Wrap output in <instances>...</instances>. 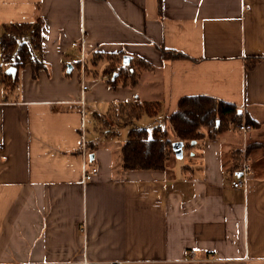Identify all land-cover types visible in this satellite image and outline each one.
Here are the masks:
<instances>
[{"label": "crops", "instance_id": "crops-1", "mask_svg": "<svg viewBox=\"0 0 264 264\" xmlns=\"http://www.w3.org/2000/svg\"><path fill=\"white\" fill-rule=\"evenodd\" d=\"M22 23L41 25V66L0 81V264H264V0H0V44ZM119 53L149 66L135 87L107 82L105 56ZM7 69L0 53V80ZM196 96L234 105L252 131L184 148L161 171H123L131 127L175 140L167 118ZM136 102L161 104L149 130L142 115L104 131ZM244 147L250 174L234 189ZM86 165L98 167L88 182Z\"/></svg>", "mask_w": 264, "mask_h": 264}, {"label": "trees", "instance_id": "trees-1", "mask_svg": "<svg viewBox=\"0 0 264 264\" xmlns=\"http://www.w3.org/2000/svg\"><path fill=\"white\" fill-rule=\"evenodd\" d=\"M41 49V25L39 23L12 24L5 28L1 37V62L8 68L19 71L26 65H31L33 77L41 63L37 54ZM165 61L185 59V56L174 51L160 49ZM108 66L105 69L107 82L113 87L121 82L122 86L135 87L139 73L148 70L149 66L143 61H131L123 64L122 54L105 56ZM261 57L245 59L247 69H252ZM96 61H94V64ZM118 64V65H116ZM0 80L5 87H15L17 76L14 78L3 73ZM125 122L139 119L142 115L154 118L161 109L159 102L127 105ZM167 122L175 140L168 137L165 131L154 130L149 136L145 129L131 127L126 142L120 150V166L123 171H161L168 166V159L173 155L172 144L182 142L185 149H191L205 139H215L230 128H238L242 123L241 113L231 104L210 97H184L179 100L177 109L168 116ZM247 124H253L247 121ZM195 142L194 145H191Z\"/></svg>", "mask_w": 264, "mask_h": 264}, {"label": "built area", "instance_id": "built-area-1", "mask_svg": "<svg viewBox=\"0 0 264 264\" xmlns=\"http://www.w3.org/2000/svg\"><path fill=\"white\" fill-rule=\"evenodd\" d=\"M73 46H78L80 49V62H79V76H80V87L82 94L84 95L89 87L87 84V79H86V71H87V63L85 59V53H84V39L82 38L79 43H74L72 44ZM81 105V133L82 137L84 134V131L86 129V126H88L91 122L86 118V113H85V106H84V101L80 102ZM237 131L241 134L242 138L245 140L247 135L252 131V127L247 124L245 121H242L240 126H238ZM86 165L83 169V181L88 182L90 181L93 177H95L98 174V167L90 165L87 167ZM239 173L241 178H238L234 181H232L231 186L234 189H243L245 188V181L246 177L250 174V165H249V158L247 155V148L244 147L241 155H240V166H239ZM190 260L193 259V252L189 253ZM110 264H128L127 262H113Z\"/></svg>", "mask_w": 264, "mask_h": 264}, {"label": "water", "instance_id": "water-1", "mask_svg": "<svg viewBox=\"0 0 264 264\" xmlns=\"http://www.w3.org/2000/svg\"><path fill=\"white\" fill-rule=\"evenodd\" d=\"M130 57H123V64L124 65H127L129 62H130ZM67 72L70 73L71 72V66H68L67 68ZM6 74L11 76V77H15L16 75V69L15 68H8L6 70ZM240 113V111H239ZM195 142H192L191 145H194ZM183 149H184V144L182 142H175L172 144V152H173V155L174 157L177 159V160H181L183 158ZM92 159V157H91Z\"/></svg>", "mask_w": 264, "mask_h": 264}, {"label": "rangeland", "instance_id": "rangeland-1", "mask_svg": "<svg viewBox=\"0 0 264 264\" xmlns=\"http://www.w3.org/2000/svg\"><path fill=\"white\" fill-rule=\"evenodd\" d=\"M143 71H146V70H143ZM118 110H116V111L112 112V114H110L109 119H108L109 124H107V126H105L104 131H107L110 128L114 127V125L117 124L119 120H122V118L125 119L128 111H129L128 109L127 110L125 109L123 112L120 113ZM150 121L151 120L148 117H145L141 120V122H139L138 126L139 125L144 126L145 128H148V130H149V128H151V122ZM163 125H164V123H163ZM168 126L169 125L166 124L167 128H168Z\"/></svg>", "mask_w": 264, "mask_h": 264}]
</instances>
